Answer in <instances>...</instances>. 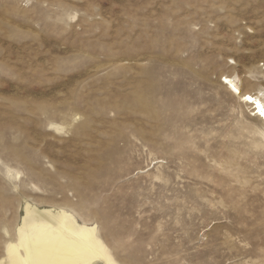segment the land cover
Wrapping results in <instances>:
<instances>
[{"label":"rangeland","instance_id":"rangeland-1","mask_svg":"<svg viewBox=\"0 0 264 264\" xmlns=\"http://www.w3.org/2000/svg\"><path fill=\"white\" fill-rule=\"evenodd\" d=\"M223 76L264 101V0H0V264L27 204L119 264H264V131Z\"/></svg>","mask_w":264,"mask_h":264},{"label":"bare ground","instance_id":"bare-ground-1","mask_svg":"<svg viewBox=\"0 0 264 264\" xmlns=\"http://www.w3.org/2000/svg\"><path fill=\"white\" fill-rule=\"evenodd\" d=\"M222 83L237 93L251 109L250 116L261 120L264 131V101L252 92H243L228 76ZM12 264H119L98 236L97 226L80 223L64 208L26 205L18 239L9 244Z\"/></svg>","mask_w":264,"mask_h":264}]
</instances>
